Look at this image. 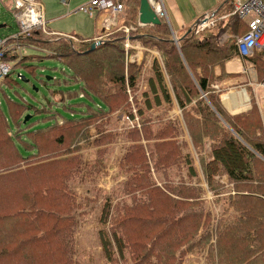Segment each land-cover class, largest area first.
<instances>
[{
	"label": "trees",
	"instance_id": "16d2710c",
	"mask_svg": "<svg viewBox=\"0 0 264 264\" xmlns=\"http://www.w3.org/2000/svg\"><path fill=\"white\" fill-rule=\"evenodd\" d=\"M233 1L225 0L212 14L211 28H185L176 43L165 20L137 26L139 0L123 1V24L135 27L130 39L137 35L144 47L155 48L161 62L154 59L141 92L140 126L126 134L130 143L120 162L125 201L105 199L100 214L98 236L107 264H182L194 251L201 254V264H264V142L261 130L256 132L262 120L254 84L245 87L251 108L236 114L221 103L225 87H214L226 78L214 68L238 56L236 38L247 29L233 13ZM11 42L6 60L30 70L25 61L34 57L20 55L15 45L44 51L69 70L66 80L76 88L66 95L81 94L84 100L65 103L59 92L56 100L71 113L62 116L51 105L39 108L5 94L2 83L16 80L13 67L0 80V264H88L73 256L76 202L67 182L79 169V150L92 128L96 163L102 164L105 144L116 135L103 131L102 124L138 102L141 63L125 62L121 30L93 49L91 39L40 29ZM246 59L254 64L256 79H264L263 51L255 48ZM172 107L180 116H170ZM51 118L55 121L47 123ZM179 133L188 135L219 213L207 206L198 182L169 179V171L179 175L184 165L189 177L195 175L190 154L183 153L188 142Z\"/></svg>",
	"mask_w": 264,
	"mask_h": 264
},
{
	"label": "rangeland",
	"instance_id": "374dc122",
	"mask_svg": "<svg viewBox=\"0 0 264 264\" xmlns=\"http://www.w3.org/2000/svg\"><path fill=\"white\" fill-rule=\"evenodd\" d=\"M59 2V0H56ZM55 0H39V3L43 6L45 10H48V7L50 5L55 4ZM61 1V0H60ZM186 0L185 6L190 9L191 3L193 2L194 6L196 8H199L200 6H214L217 7L223 0ZM191 2V3H190ZM86 3V2H84ZM82 4V3H81ZM94 12V11H93ZM76 15H86L81 11L76 10ZM193 22V21H192ZM5 24L4 27H0V35L2 37L6 35H12L16 33L17 31V25L14 19V16L12 14V10L10 9V3L3 2L0 0V25ZM71 39V38H70ZM75 40V39H74ZM147 50L152 51L150 53L147 50L142 51V67H147V61L151 58V61L153 63L154 59L160 61V54L159 52L152 47L146 46ZM135 48L133 50L129 51V54L133 53ZM156 52L157 54H154L153 52ZM20 55H28L33 56L34 58H29L25 61V64H32L31 69L25 68L22 64L14 66V63L10 61V65L13 67V71L11 73V76L16 79L14 82L10 83H2L1 90L5 92L13 101H22L28 104L35 105L37 107L41 106H48L51 105L52 108H56V110L62 115V116H69L71 114L68 109L62 107L60 104V101H57L56 98L57 95L63 94L64 102H79L83 101L84 98L80 97L81 94H79V97L77 95L73 97H68L66 95L65 90L69 89L72 90L76 88L75 83H71L67 81L68 79V72L66 65L61 62L60 60L45 56V52L38 50L34 47H20L19 49ZM39 57V58H38ZM128 60H125V62H130ZM136 64H139L138 62H134ZM141 77L139 78V87L136 91V102L135 104H131L130 107L122 111L120 113H114L111 118L105 120L102 124L101 129L105 131L106 133L113 134L116 133L113 141H110L111 143L105 144V151L104 154H102L101 160L102 164L99 162V156H98V146L93 145L92 139L96 136L95 130L92 128L89 131L90 139L86 141L85 145L79 150L80 154H82L81 163L79 166V169L76 170L74 175L71 176L69 179L68 187L72 190L73 194V200L76 202V207L74 210L73 215L75 216L77 220L75 233H74V247H75V253L73 256H75L77 259L82 258L86 261L88 264H107L106 263V255L104 254V250L102 247V244L100 242L98 232L101 229V223H100V214L103 210L104 200L107 198H110L113 202L112 204H115L117 202L123 203L122 201H125V194H123L122 190V182L125 178V173L123 172V169L120 167V162L122 161L123 154L125 153L128 144L130 141L127 137V133L130 130L131 127L134 125L136 127L140 126L139 122V115H138V106L141 102V92L144 91L147 87L145 86V82H147L148 74L145 71H142ZM255 71L251 70V72L248 74L246 78V83H254L258 84L261 81H258L256 79V73ZM17 74H20L25 79L22 80L20 78H17ZM253 75V76H252ZM252 76V77H251ZM12 78V79H13ZM0 90V91H1ZM226 90V89H225ZM246 100L244 103H242V106H245V108L241 111L237 110L234 111L232 109H226L230 114H236L240 112H245L248 109L251 108L249 96L243 88ZM128 92V91H127ZM256 92L258 94L259 98V104H261V107L259 106V112L261 114V120L262 125L264 122V97H263V91L260 87H257ZM222 94V93H221ZM129 96V92H128ZM1 100V99H0ZM128 100H131V96L128 97ZM221 100V99H220ZM222 103V101H221ZM223 104V103H222ZM224 106V105H223ZM2 107L6 115L7 113V107L6 103L3 101ZM225 107V106H224ZM226 108V107H225ZM166 110V109H164ZM239 111V112H238ZM236 112V113H232ZM174 113L172 109L169 111V114L171 116L178 115L180 113ZM30 114V113H27ZM40 115H33L31 119H36ZM56 120H61V116L58 114L56 115ZM164 115H162L163 118ZM148 117V116H147ZM150 118V117H149ZM9 121L11 125L13 122ZM47 123L54 122L55 119L51 118L47 120ZM43 120H38V124H42ZM261 125V127H262ZM260 129H257L256 132L259 133ZM101 132V131H100ZM179 139L182 141L188 142L187 147L183 149V153H189L190 154V162L194 169L195 175L191 178L188 175V171L186 166L184 165L182 170L180 171L179 175L176 171H169V179H174L177 181L179 177L186 181V183L195 184L198 182L203 187V190L201 192V195L206 199L207 206L214 207L215 211L219 213L220 208L219 205L216 206L213 204V196L212 193L206 189V186L204 184L200 168H199V162H198V156L195 152V149L191 145L190 139H188V135L186 133H179ZM208 147L206 149V153H208ZM96 161H98L96 163ZM173 172H175L173 174ZM151 175L154 177L153 169L151 168ZM160 179H162V175L159 176ZM156 181L157 179L154 178ZM223 181L226 182V177L223 178ZM157 183H159L157 181ZM231 187V186H230ZM129 200H127L128 202ZM114 212V211H113ZM107 225V223H106ZM115 251V250H114ZM197 251H194V254L188 253L182 264H201L202 258L201 254L196 253ZM90 258V259H89ZM112 264V263H110Z\"/></svg>",
	"mask_w": 264,
	"mask_h": 264
},
{
	"label": "crops",
	"instance_id": "0c3cea01",
	"mask_svg": "<svg viewBox=\"0 0 264 264\" xmlns=\"http://www.w3.org/2000/svg\"><path fill=\"white\" fill-rule=\"evenodd\" d=\"M3 2L10 3V9L13 6L11 0H2ZM39 2V0H37ZM56 1V0H55ZM89 0H69L68 3L64 4L59 0L55 2V4L50 5L48 10H43V16L45 19L46 29L50 32L59 33L61 35H71L76 38L95 41V39H106L111 36L114 32L119 30L121 26H123V17L124 11L117 15H111L107 11H95L92 15H76V8L81 3L87 2ZM163 6L166 12L165 22L167 23L172 37H176V35L182 33L185 28H189L195 25V22L198 18H202L204 15H210L212 19L215 21V17L212 16L215 11L219 10L221 5L225 2L223 0L217 7L214 6H200L196 8L193 4L190 6V9L185 6L186 0H162ZM192 1V0H191ZM196 2L195 0H193ZM224 17H221V20ZM193 21V22H192ZM220 21V20H219ZM4 27L5 24H2ZM132 26V25H130ZM137 26L144 27L147 25H140L137 20ZM151 26V25H148ZM134 27V26H132ZM135 31L132 30L131 32ZM132 34V33H131ZM225 36V35H224ZM131 41L134 46L139 45L141 49L135 48L131 55L135 56L136 62L142 63V51L147 50L140 41L138 40L137 35H133ZM13 46V42H11ZM132 48V50H133ZM260 50L258 47L256 48ZM131 50V51H132ZM142 50V51H141ZM149 51V50H147ZM150 52V51H149ZM152 61L151 58L147 61V67H142V71H145L149 76L151 73ZM215 74L219 75L222 71L226 73V78L221 80L220 82L214 85L217 87H225V91L220 95V99L226 109H232L234 111H241L245 108L242 106L245 101L242 91L246 85H250L252 83H246V78L251 70L255 71L257 76V72L255 70L254 64L250 62L246 58H242L239 56L233 57L225 62L222 68L215 67ZM254 73V74H255ZM253 76V75H252ZM251 76V77H252ZM147 82H145V86ZM253 85V84H252ZM257 87L253 85V93L255 97V101L259 104V96L256 92ZM176 107H172L174 109ZM262 108V107H261ZM238 111V112H239ZM173 112H175L173 110ZM264 123V122H263Z\"/></svg>",
	"mask_w": 264,
	"mask_h": 264
},
{
	"label": "built area",
	"instance_id": "2783aa9c",
	"mask_svg": "<svg viewBox=\"0 0 264 264\" xmlns=\"http://www.w3.org/2000/svg\"><path fill=\"white\" fill-rule=\"evenodd\" d=\"M13 4L12 14L14 16L17 31L12 35H6L2 37L0 35V80L7 75L12 68L10 61L5 59V53L7 49V43L12 41L16 43L18 37L27 35L31 30L40 29L45 33L61 35L59 33L50 32L46 29L45 19L43 16V10L40 3L37 0H11ZM66 4L69 0H61ZM124 0H89L86 3H82L77 6L75 10L81 11L85 14L92 15L95 11H107L111 15H117L123 12ZM154 12L160 19L166 18V12L163 6L162 0H147ZM94 11V12H93ZM233 13L245 23L246 32L236 38V49L238 56L246 58L253 53L255 48H259L263 51L264 57V0H234L233 1ZM205 18L200 24L195 27V32L202 31L205 28H211L214 24V20L210 15H204ZM201 18V19H202ZM135 27L130 25H123L119 28L123 32V49L125 60L135 61V56L130 55L129 51L135 47L141 49L139 45L134 46L130 33ZM76 39L71 35H61ZM101 41L95 39L94 42ZM93 42V43H94ZM17 53H19L20 46L15 45ZM152 53V51H150ZM154 54H157L155 51ZM20 54V53H19ZM254 84V83H252ZM255 87H260L263 91L264 97V80L258 84H254ZM218 88V87H217ZM244 91V90H242ZM172 109V108H171ZM175 111L172 114L180 113L177 108L172 109ZM180 115V114H179ZM171 116V115H170ZM262 138L264 142V123L261 129Z\"/></svg>",
	"mask_w": 264,
	"mask_h": 264
},
{
	"label": "water",
	"instance_id": "95a60500",
	"mask_svg": "<svg viewBox=\"0 0 264 264\" xmlns=\"http://www.w3.org/2000/svg\"><path fill=\"white\" fill-rule=\"evenodd\" d=\"M14 7H11V10ZM206 16L204 18H198L195 22L194 25V29L196 27L197 24H200L203 20H205ZM137 20L138 23L140 25H157L160 23V18L156 15V13L154 12L153 8L151 7V5L149 4V2L147 0H139V6H138V15H137ZM3 26L2 24L0 25V27ZM188 31H190V29H188ZM173 41L176 43L177 40L175 39V37H173ZM100 41L94 42L90 45V49H93L97 44H99ZM17 77L24 80L22 75L17 74ZM232 113H236V112H232ZM30 118V114H26L24 116L23 119V123H25L27 120H29Z\"/></svg>",
	"mask_w": 264,
	"mask_h": 264
},
{
	"label": "bare ground",
	"instance_id": "6f19581e",
	"mask_svg": "<svg viewBox=\"0 0 264 264\" xmlns=\"http://www.w3.org/2000/svg\"><path fill=\"white\" fill-rule=\"evenodd\" d=\"M243 95H244V99H243V101H245V100H246V95H245V93H243Z\"/></svg>",
	"mask_w": 264,
	"mask_h": 264
}]
</instances>
